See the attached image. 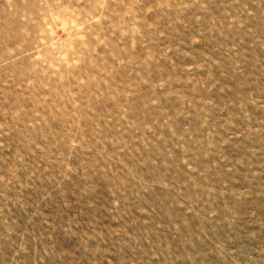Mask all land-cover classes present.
I'll use <instances>...</instances> for the list:
<instances>
[{
	"label": "rangeland",
	"instance_id": "obj_1",
	"mask_svg": "<svg viewBox=\"0 0 264 264\" xmlns=\"http://www.w3.org/2000/svg\"><path fill=\"white\" fill-rule=\"evenodd\" d=\"M0 264H264V0H0Z\"/></svg>",
	"mask_w": 264,
	"mask_h": 264
}]
</instances>
